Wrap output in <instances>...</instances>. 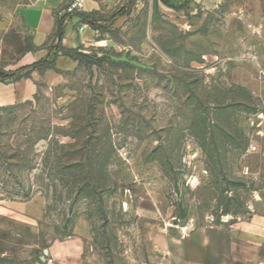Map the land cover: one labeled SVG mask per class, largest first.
I'll use <instances>...</instances> for the list:
<instances>
[{"label":"rangeland","instance_id":"1","mask_svg":"<svg viewBox=\"0 0 264 264\" xmlns=\"http://www.w3.org/2000/svg\"><path fill=\"white\" fill-rule=\"evenodd\" d=\"M29 4L0 0L4 85L22 74ZM97 4L86 56L57 59L56 31V66L0 107L15 177L0 192V264H47L69 237V264H264V241L243 238L264 217V0Z\"/></svg>","mask_w":264,"mask_h":264},{"label":"crops","instance_id":"2","mask_svg":"<svg viewBox=\"0 0 264 264\" xmlns=\"http://www.w3.org/2000/svg\"><path fill=\"white\" fill-rule=\"evenodd\" d=\"M66 1L67 0H43L41 2L30 3L22 8L20 20L22 25L31 34L33 48V51L25 53L19 61L22 66L30 65L41 59H46L49 56L46 48L50 45L56 31H58L56 39L58 44H61V46L65 48L75 49L79 48L80 45H92V43L96 42L98 30L93 29L88 24L89 21L84 23L82 20H84V16L91 14L97 9V0H88L81 13L68 16L66 19L58 18L56 12L65 5ZM73 17L78 19V23L69 24ZM60 21L62 23L58 25ZM60 34L61 38L59 39ZM35 52L42 54L40 59L25 62V60L32 55L31 53ZM61 57L63 58V56H60L57 57V59ZM68 60L74 63V61ZM33 93L34 85L30 78H22L9 85L0 83V107L30 98ZM245 229L248 233H245L243 238L250 244L257 246L264 241V217H253ZM75 238L77 237H69L55 242L50 247V252L53 253L54 250L59 253L50 254L51 261L47 264H69L70 262H79L81 254L79 243L73 240ZM4 255L0 254V258H4ZM235 255L236 254H232V257ZM204 257L205 256H201V258L196 259L187 254H182V259L178 264H206Z\"/></svg>","mask_w":264,"mask_h":264},{"label":"trees","instance_id":"3","mask_svg":"<svg viewBox=\"0 0 264 264\" xmlns=\"http://www.w3.org/2000/svg\"><path fill=\"white\" fill-rule=\"evenodd\" d=\"M187 1V0H185ZM166 5L169 4V2H164ZM84 23L86 21H89L88 24L93 28V29H96L98 30V27L95 25L94 22H92L90 19H89V15L87 16H84V20H82ZM62 22H58V25H60ZM57 25V26H58ZM32 40L30 38V44L29 46L27 47V51L26 53L28 52H31L32 50ZM80 48H65L63 46H61V44H58L57 48H55V52H56V57L57 56H63V57H67V58H70L74 61H77L78 63L80 62V57L82 56H86L85 54H82L80 53L79 51ZM56 66V59L52 60L50 58V56H48L46 59H41L37 62H34L30 65H27V66H21L19 68L16 69V73H22L20 76H18L15 80H19V79H22V78H30V72L34 69H43V68H48V67H55ZM11 76H13L14 74H10ZM10 76V77H11ZM9 77H6L4 79H1V81H5L7 80ZM0 145H2V142H0ZM5 146H0V161L1 162V165H0V174L2 176L1 179H0V192H4V193H12L10 191H8L9 187H11L12 185L15 184V182H11L12 179L15 180V177L13 176L12 172H10L9 168H10V162L8 161L10 159V157H7V154H6V151L5 152H2L3 149H4ZM12 184V185H10ZM14 193L15 190H14Z\"/></svg>","mask_w":264,"mask_h":264},{"label":"built area","instance_id":"4","mask_svg":"<svg viewBox=\"0 0 264 264\" xmlns=\"http://www.w3.org/2000/svg\"><path fill=\"white\" fill-rule=\"evenodd\" d=\"M43 0H30V3L41 2ZM88 0H67L65 5L56 12L58 18H67L68 16L81 13L84 10L85 3Z\"/></svg>","mask_w":264,"mask_h":264},{"label":"water","instance_id":"5","mask_svg":"<svg viewBox=\"0 0 264 264\" xmlns=\"http://www.w3.org/2000/svg\"><path fill=\"white\" fill-rule=\"evenodd\" d=\"M61 38V34L59 35V39Z\"/></svg>","mask_w":264,"mask_h":264}]
</instances>
